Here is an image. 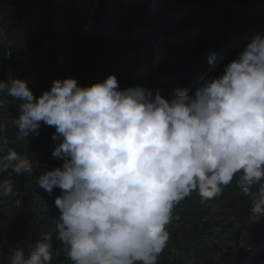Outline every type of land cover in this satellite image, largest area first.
<instances>
[{"label":"clouds","instance_id":"obj_1","mask_svg":"<svg viewBox=\"0 0 264 264\" xmlns=\"http://www.w3.org/2000/svg\"><path fill=\"white\" fill-rule=\"evenodd\" d=\"M0 94L20 101L17 141L42 124L55 129L51 155L62 164L37 183L49 195L61 190L55 239L71 264H157L175 206L193 192L201 202L219 198L233 182L253 221L264 218V32L192 95L179 87L167 98L141 85L121 89L114 74L90 86L55 79L39 96L26 80L6 78ZM6 131L0 124V143ZM33 171L27 154L0 153V176L8 174L0 197L13 193L11 175ZM52 260L53 234L46 233L27 256L14 247L8 264Z\"/></svg>","mask_w":264,"mask_h":264},{"label":"trees","instance_id":"obj_2","mask_svg":"<svg viewBox=\"0 0 264 264\" xmlns=\"http://www.w3.org/2000/svg\"><path fill=\"white\" fill-rule=\"evenodd\" d=\"M197 8L214 9V13ZM257 32H264V0H39L34 5L0 0V49L8 57L1 65L6 68L16 62L12 77L19 74L27 86H40L41 93L55 79L75 74L84 77L86 69H99L96 42L115 39L119 52L113 74L121 89L141 85L159 90L167 98L179 87L192 95L204 78L221 75ZM212 51L215 55L210 64ZM4 76L0 74V80ZM49 128L42 124L38 136ZM51 143L55 146L59 141ZM35 154L30 149L27 156L34 161ZM61 164L56 163V168ZM19 180L14 181L12 194L0 197L9 209L6 219L38 215L33 241L52 233L53 249L63 248L55 239L56 229L47 230L59 216L54 200L61 190L56 188L51 195L40 188L29 192L24 179L22 183ZM194 199H200L195 192L176 206L186 207ZM211 201L232 207L237 220H251L263 232L249 250L235 258V264H264V218L253 221L250 201L235 182ZM37 204L44 208L41 212ZM229 227L223 226L221 235ZM167 231L168 246L157 264L168 262V255L171 264H177L204 245L205 239L197 236L193 246L182 247L181 230L167 227ZM169 249L175 253L170 254ZM62 259L52 264H60Z\"/></svg>","mask_w":264,"mask_h":264},{"label":"rangeland","instance_id":"obj_3","mask_svg":"<svg viewBox=\"0 0 264 264\" xmlns=\"http://www.w3.org/2000/svg\"><path fill=\"white\" fill-rule=\"evenodd\" d=\"M13 2L23 1L26 4L34 5L39 0H9ZM200 11L206 13H214V9H202L197 8ZM87 29H90L89 26ZM243 32L241 33V35ZM245 35V34H244ZM94 52L97 60L101 61L99 69L90 70L86 69L83 74L84 77H80L79 74L73 75V78L77 80L81 86H90L91 84L102 81L109 74H113L115 68V62L117 60L119 47L117 41L112 40H99L96 42ZM99 43V44H98ZM100 50V53H96ZM7 53L0 49V74L5 75L6 78H17L22 79L19 74H14L12 77V68H15L16 62L12 61L8 63V67H3L2 60H6ZM3 68H5L3 71ZM69 78V77H68ZM2 79V80H3ZM33 92L34 96H39L41 93L40 86L31 87L28 86ZM133 87V86H129ZM0 103L3 107H0V124L6 125V138L7 143H0V153H6L9 149H14L21 155H25L22 148L28 141H17L16 135L17 130L12 124V121L18 115V107L20 104L19 100H13L11 97L0 94ZM55 132L54 127H50L47 132L43 135L38 136V133L32 136V142L28 147L32 151H36L33 161V174L31 176L27 174L11 175L13 181L21 179V183L24 179V184L28 191L39 188L37 180L40 174L44 171L56 168V163L59 159L54 158L51 153L54 150L52 143V134ZM22 152V153H21ZM33 156V155H32ZM8 178V174L0 176V179ZM16 182V184H20ZM29 200L31 199L29 195ZM32 204L34 203L31 200ZM192 203L186 207L175 206L172 212V220L167 227H174L181 230L184 235L180 241L182 247H191L197 242V239L204 238L203 247L194 253L185 255L181 258L177 264H235V258H239L244 250H249L263 235L260 227L254 224L251 220L242 219L237 220L236 215L232 207L224 204L215 203L213 201L201 202V199H194ZM38 206V212L44 208ZM9 216V209L7 204L0 202V264H8L11 250L17 245L22 246L25 252V256L28 255L29 251L34 245L32 232L34 226L37 224L38 215H32L31 217H23L20 219H6ZM8 218V217H7ZM57 221H53L47 230L52 231L55 228ZM223 226H231L226 232L221 235V229ZM213 232V233H212ZM214 234V235H212ZM212 235L211 238L207 237ZM198 236V238H196ZM170 254L171 249L168 250ZM63 258L60 264H71L66 258L64 248L53 249V260L57 258ZM171 255H168V262L164 264H171Z\"/></svg>","mask_w":264,"mask_h":264},{"label":"built area","instance_id":"obj_4","mask_svg":"<svg viewBox=\"0 0 264 264\" xmlns=\"http://www.w3.org/2000/svg\"><path fill=\"white\" fill-rule=\"evenodd\" d=\"M31 139H32V137L29 136L28 141L26 142V145L24 146V148H22V151H24L25 154H27L29 152L30 148H31V147H28L29 145H31L30 144L32 142Z\"/></svg>","mask_w":264,"mask_h":264}]
</instances>
